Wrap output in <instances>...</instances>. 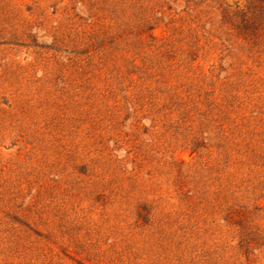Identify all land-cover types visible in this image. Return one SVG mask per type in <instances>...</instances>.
I'll return each mask as SVG.
<instances>
[{
    "label": "rangeland",
    "instance_id": "rangeland-1",
    "mask_svg": "<svg viewBox=\"0 0 264 264\" xmlns=\"http://www.w3.org/2000/svg\"><path fill=\"white\" fill-rule=\"evenodd\" d=\"M0 264H264V0H0Z\"/></svg>",
    "mask_w": 264,
    "mask_h": 264
}]
</instances>
